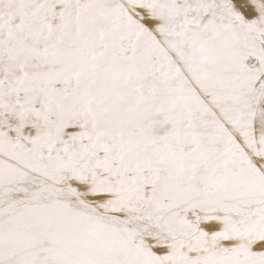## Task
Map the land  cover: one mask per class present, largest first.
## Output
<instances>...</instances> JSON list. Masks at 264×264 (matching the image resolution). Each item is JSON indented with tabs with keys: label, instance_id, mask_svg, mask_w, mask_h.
<instances>
[{
	"label": "snow or ice",
	"instance_id": "snow-or-ice-1",
	"mask_svg": "<svg viewBox=\"0 0 264 264\" xmlns=\"http://www.w3.org/2000/svg\"><path fill=\"white\" fill-rule=\"evenodd\" d=\"M0 264H264V0H0Z\"/></svg>",
	"mask_w": 264,
	"mask_h": 264
}]
</instances>
